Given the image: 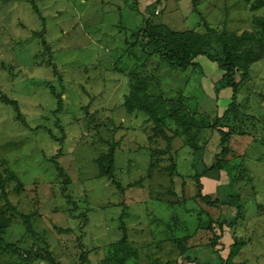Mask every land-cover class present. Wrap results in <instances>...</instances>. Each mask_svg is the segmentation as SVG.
Masks as SVG:
<instances>
[{"label":"rangeland","instance_id":"1","mask_svg":"<svg viewBox=\"0 0 264 264\" xmlns=\"http://www.w3.org/2000/svg\"><path fill=\"white\" fill-rule=\"evenodd\" d=\"M250 4L0 0V99L16 101L22 116L0 102V174L10 170L25 186L16 193L13 181L8 201L0 199L8 216L14 208L5 235L13 248L0 247V264H50L47 252L58 264H79L83 250L90 264H101L112 256L122 222L138 264H186L176 242L199 264H223L233 246L229 264H264V59L251 66L237 96L248 121L234 127L226 118L211 128L231 103V89L216 98L218 77L207 66L171 70L148 55L143 36L148 19L176 32L206 33L204 21L218 34L252 31L264 9L253 12ZM135 76L150 77L149 93L161 95L168 110L172 102L184 107L170 111L189 117L191 134L176 137L166 115L169 143L145 115L126 112ZM52 88L61 95L60 113ZM218 127L231 129L225 159L236 169L219 180L216 173L200 177L211 205L199 197L195 178L221 153ZM112 147L114 181L99 178L96 163Z\"/></svg>","mask_w":264,"mask_h":264},{"label":"trees","instance_id":"2","mask_svg":"<svg viewBox=\"0 0 264 264\" xmlns=\"http://www.w3.org/2000/svg\"><path fill=\"white\" fill-rule=\"evenodd\" d=\"M247 4H250V9L253 12L264 9V0H244ZM252 1V2H251ZM159 3L160 0H157ZM193 5H195L193 3ZM196 7L194 6V9ZM34 11L39 14V11L36 6H33ZM255 27L252 31H243L242 33H217L213 28H210L209 24L204 21L203 26L206 29V33H199L198 30H188L184 32L172 31L164 25H152L151 20L148 19L146 25L143 28V36L148 40L147 43V52L150 56L159 57V61L164 62L171 70L186 72L189 68L195 67L196 69H201L202 66H207L212 74H215L218 77V80L214 85L215 97L219 96L225 92L227 89L232 91L231 94V103L228 108L223 111V114L218 117L216 122L211 128H215L216 124H222V122L228 118L233 119V126L246 123L250 117L244 116L239 112L236 101L237 96L242 88V82L245 79L249 78L251 66L264 59V19L256 18ZM39 37L41 39V45L45 48L47 42L43 38V34L40 33ZM218 44L215 53L212 52V49L215 48V44ZM146 52V49H145ZM203 61H197L198 58H205ZM210 61H213L214 65H210ZM202 62V63H201ZM48 61V65H50ZM54 68V67H53ZM57 73L56 69L54 68ZM137 77V76H135ZM149 80L148 76H139L137 77L132 92L126 97L124 108L126 112L130 115L135 113H141L145 115L150 122H153L155 125L154 131L156 137H164L166 141L170 143L171 139L164 133V122L165 117L170 116L176 123L175 136L178 137L181 135V132L184 134H191L192 125L190 121L187 120L189 117H184L180 112L172 113L170 109L176 106V109L182 111L183 106L177 104V102H172L169 104V110L166 108L165 101H163L162 96H154L149 93ZM52 92L57 99V113L62 111V100L61 95L56 94L55 90L52 88ZM0 102L5 105H9L14 108L18 120H22L20 114L18 103L14 100H10L7 97L0 99ZM171 107V108H170ZM185 110V109H184ZM240 117V118H239ZM186 118V119H185ZM221 120V121H219ZM24 123V122H22ZM219 134L221 136L220 145L221 153L215 156L214 162L209 167L203 165L202 172L197 173L195 178L197 187L199 188V197L202 198L206 203L214 205L215 201L209 198L208 195L202 194V183H200V177H206L210 174L216 173L215 179H220V174L222 172L229 173L232 176V172L235 171L236 166L234 163H230L225 158L230 155L229 142L231 138V129L224 132L220 127ZM182 129V130H180ZM233 132V130H232ZM154 141V139H152ZM114 146V145H113ZM193 150H198L202 147L197 145L193 146ZM168 153H170V144H168ZM167 150L154 152L155 155H166ZM196 159L194 164H196ZM98 166V176L99 178L110 177L114 181V168H115V148L112 147L110 152L107 154L101 155L97 161ZM229 164V165H228ZM1 168V167H0ZM174 167H171L172 169ZM169 169V170H170ZM7 176L3 177L0 174V199L8 201V192L7 188L13 181H15L14 192L20 193L24 190V184L18 179L12 171L8 170ZM119 190L124 192V189L120 187ZM233 198V195L230 196ZM239 199V198H238ZM218 201V200H217ZM227 202V201H226ZM232 202V201H231ZM240 202V200H239ZM224 204V202H222ZM233 203V202H232ZM235 203V202H234ZM239 205V204H238ZM237 205V208L239 206ZM11 215L8 216L9 212L3 211L0 207V247L13 248L12 245H9L5 241L6 231L10 225V217L14 208H10ZM27 218V217H26ZM121 229V238L113 244L112 256L107 260L102 261L101 264H108L112 260L113 264H138V255L139 251L136 247L132 245L130 240L129 232L127 231L124 223L120 227ZM214 230V229H213ZM177 247L180 250V254L183 255V260L187 262L186 264H199L197 260H193L191 257L185 256L187 249H185L180 242H176ZM209 247L214 249L215 245L212 243ZM233 251L229 253L226 261L223 264H229L236 256L235 246L232 247ZM216 252V251H215ZM31 254V253H29ZM90 251L83 250L80 253L79 264H90L89 255ZM47 257V258H46ZM46 260L43 256L37 255L38 260H45L50 264H58V262L52 258L48 252ZM196 262V263H195ZM223 261L220 263L222 264ZM183 264L184 261L182 262Z\"/></svg>","mask_w":264,"mask_h":264}]
</instances>
